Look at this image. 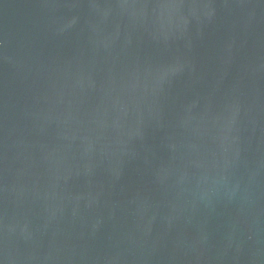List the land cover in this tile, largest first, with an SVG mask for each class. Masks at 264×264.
Segmentation results:
<instances>
[{
	"label": "water",
	"instance_id": "95a60500",
	"mask_svg": "<svg viewBox=\"0 0 264 264\" xmlns=\"http://www.w3.org/2000/svg\"><path fill=\"white\" fill-rule=\"evenodd\" d=\"M0 264H264V0H0Z\"/></svg>",
	"mask_w": 264,
	"mask_h": 264
}]
</instances>
